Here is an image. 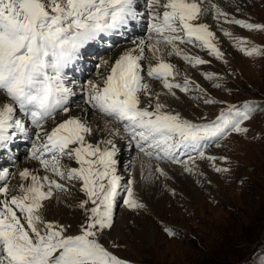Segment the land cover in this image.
I'll return each instance as SVG.
<instances>
[{
	"label": "snow or ice",
	"instance_id": "6c2138e0",
	"mask_svg": "<svg viewBox=\"0 0 264 264\" xmlns=\"http://www.w3.org/2000/svg\"><path fill=\"white\" fill-rule=\"evenodd\" d=\"M209 15L264 31V25L229 20L213 0H0V155L23 136L31 141L28 158L37 169L14 174L0 167V264H130L112 250L119 247L111 235L117 209L146 206L135 181L120 174L116 142L97 137L95 120L103 118L113 136L119 132L108 126H119L129 145L149 160L180 164L188 173L193 169L181 156L214 166L215 157H206L203 149L231 132L247 131L241 125L254 110L248 104L203 124L167 110L174 89L187 93L192 83L175 82L179 73L169 58L193 68L208 63L189 54L187 46H193L223 59L204 22ZM140 21H146L147 38L133 41L136 47L123 52L99 80L88 81L82 88L84 107L73 112L75 93L65 69L102 34ZM223 34L246 56L264 54L244 47L247 41L230 32ZM155 170L167 176L159 166ZM13 175L17 185L8 182ZM68 197L76 200V223L48 219L53 200L59 204Z\"/></svg>",
	"mask_w": 264,
	"mask_h": 264
},
{
	"label": "rangeland",
	"instance_id": "374dc122",
	"mask_svg": "<svg viewBox=\"0 0 264 264\" xmlns=\"http://www.w3.org/2000/svg\"><path fill=\"white\" fill-rule=\"evenodd\" d=\"M236 2L227 4L229 20L264 25V0ZM220 19L219 31L232 58L216 59L203 50V54L195 55L208 63L196 66L197 69L181 59L184 74L178 70L175 82L183 84L191 76L190 67L199 72L202 82L187 78L192 82L190 90L182 93L174 89L175 96L168 100L177 109L175 113L196 124L215 121L230 107L251 105L254 110L241 125L247 131L231 132L218 144L211 143L203 149L206 157H215L214 166L207 159L193 162L182 156L180 159L187 162L192 173L184 171L180 164L149 160L141 154L148 160L146 171L130 178L128 160L133 157L130 152L126 156L124 149L121 151L120 172L124 180L135 181L137 197L146 206L139 211L127 210L123 205L117 209L120 227L111 235L119 247L112 250L130 264H264V54L246 56L234 46L235 39L223 34L227 31L233 38L247 41L243 46L248 49L264 50V31H249ZM87 48L85 59L104 63L106 54L102 49L93 47V43ZM194 49L201 50L194 47L191 51ZM206 100L213 103H205ZM188 109L195 113H185ZM118 141L121 142H115ZM20 162L22 165L24 160ZM157 166L178 168L179 173L166 169L167 176H161L155 170ZM215 168L228 171L216 172ZM68 198L74 213L76 200ZM159 205L160 213L154 210Z\"/></svg>",
	"mask_w": 264,
	"mask_h": 264
},
{
	"label": "bare ground",
	"instance_id": "6f19581e",
	"mask_svg": "<svg viewBox=\"0 0 264 264\" xmlns=\"http://www.w3.org/2000/svg\"><path fill=\"white\" fill-rule=\"evenodd\" d=\"M230 1H233V0H228L227 2H225L224 0H213V2L218 4L219 7L225 12H226V8L228 7L227 4L230 3ZM234 1L236 2V0H234ZM237 2H239V1H237ZM221 20L222 19H219V22H217V20L213 19L212 16L209 15L208 17H206L204 19V22L207 23L210 27V30L215 33L216 39L214 42L216 43V45L220 49V51L223 53V60L228 61L230 59V57L232 58V55L228 49L227 43L223 40L222 34L219 31L218 26L221 24ZM145 27H147L146 21H140L138 23H130L126 28H122L120 30L113 31L109 34H102L97 40L93 41V44L96 47L101 46L102 49L107 52L106 60L104 61V63H100V62L99 63H93L92 60L88 63H84L83 62V59H84L83 54L86 51V47L80 51L78 58L65 69L66 83L68 84L69 87H71L73 89V92L75 93L72 101H70L72 103V111L73 112L79 114L81 108L84 107L83 100L81 99V97L83 95V93H82L83 86L85 84H87L88 81L99 80L101 77V74L105 73L107 71V69L110 68V66L114 63V61L121 54H123V52H125L126 50H129V49L135 48L136 45L133 43V41H139L141 39H146L147 38V31L144 32L142 30ZM181 47L184 48L185 46L181 45ZM193 48H194L193 46H187V50H188L190 55H195L196 53L198 55L203 54V50L194 49V52L191 51ZM105 62H108L107 66H105ZM169 62L174 64L176 66V69L184 74V70H183L184 66H183V62L181 61L180 58L171 57V58H169ZM85 65H89L90 70H89V73L85 75V80H84L83 84H80V83L74 84L72 81H70V75L77 74L78 70H80V72L82 73L83 72L82 67ZM101 66L104 67L103 70H100ZM197 68L198 67H196V69ZM95 71H96V74H93ZM190 71H191V76H189L187 78H194L196 81H198V83L201 84L202 79H201V77H199V75H200L199 72L197 70H192L191 67H190L189 72ZM185 77H186V75H185ZM76 86L79 88H77ZM153 87L157 91H162V89L159 87V85L156 84L155 82H153ZM163 91H166V90H163ZM169 97H171V96H169ZM166 99H167V103H168V109L167 110L175 113V110H177V109L174 106H172V104H171L172 102L171 103L169 102L168 97ZM173 100H174V98H173ZM184 101H183V103H184ZM185 113L192 115L195 112H193L192 109H188ZM105 124H106V121L103 118L95 120L94 127H96L98 129L97 130V137L100 139L109 138V139H113L114 141H117L118 136L117 135H115V136L111 135L109 130L105 128ZM108 127L111 129L112 132H117L113 125H109ZM30 134H31V130H30ZM123 138H124V141H122V142L118 141L119 143H116V144H117V147L119 149V154L121 153V151L123 149H125L124 151H126L127 153H128V151L132 152L133 158L131 157L132 159L130 161L128 160V167H129L128 169L132 172V175L130 176V178H135L140 171L145 170V166L148 164V160L146 158H144L141 155V153L136 151L134 145H129L126 137H123ZM16 140L24 142L26 148L28 150L30 149V143H31L30 140L24 138L23 136H19ZM17 156H21V154L18 153ZM16 158L17 157L12 158L11 162L13 160H16ZM160 167H161V165H160ZM162 167H163V170L167 169L168 172H172L170 170L173 169L175 173H177V174L179 173L178 168L172 167V168L168 169L164 166H162ZM24 168H28L30 171H37V169L34 167V162L26 161V162H24L22 167L16 166V168L12 169L11 172L13 173L14 170H17V172H18L19 170H23ZM151 169H152V167H151ZM178 180H179V178H178ZM187 182L188 183H186L184 185L185 187L189 184V181H187ZM17 184H18V177L15 176L14 181L11 183V185H17ZM157 187H160V186L158 185ZM187 190H188V193L191 192V190H189V189H187ZM160 192H162V191H160ZM68 199L69 198L63 199L59 204H57L55 202V200H53V202L51 203L50 208H49L48 219H56L60 222H68V223L75 224L76 220H77V216H78V210L75 209L76 211L74 213H72L70 211ZM154 210L157 211L158 213H160V211H161L160 205L158 206V208H154ZM120 222H121V219H120V216H118L116 218V224H115L116 228H114L113 232H115L116 229L117 230L119 229Z\"/></svg>",
	"mask_w": 264,
	"mask_h": 264
},
{
	"label": "trees",
	"instance_id": "16d2710c",
	"mask_svg": "<svg viewBox=\"0 0 264 264\" xmlns=\"http://www.w3.org/2000/svg\"><path fill=\"white\" fill-rule=\"evenodd\" d=\"M254 114V113H253ZM256 114V113H255Z\"/></svg>",
	"mask_w": 264,
	"mask_h": 264
}]
</instances>
